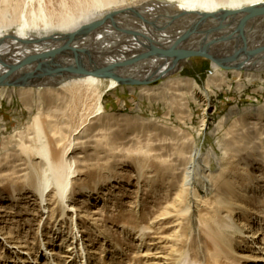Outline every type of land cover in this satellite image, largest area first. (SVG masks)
I'll list each match as a JSON object with an SVG mask.
<instances>
[{
    "label": "bare ground",
    "instance_id": "6f19581e",
    "mask_svg": "<svg viewBox=\"0 0 264 264\" xmlns=\"http://www.w3.org/2000/svg\"><path fill=\"white\" fill-rule=\"evenodd\" d=\"M261 6H264V0H0V103L7 100L12 104L18 100L29 115L24 127L11 137L15 140L4 137L2 131L6 129L0 123L3 134L0 140L4 138L1 146L5 152L24 153L25 158L16 155L15 161H27L24 168L30 169L25 175H20L23 169L17 171L18 165L0 169V174L12 172L1 174L0 184L11 182V197L17 199L20 192L15 184L24 182L23 187L32 194L26 198L35 197L41 218L47 214L51 219H58L57 213V217L70 221L76 233L71 230L75 235L73 243H65V264L72 258L77 264H99L89 262L91 250L86 249L84 239L78 236L81 234L82 209L101 182L97 181L98 173L96 176L89 174L91 179L81 181L79 188L87 198L82 200V205H77L74 202L76 180L87 165L95 166L89 162L99 160L107 172L100 181L109 182L110 174L118 171L126 154L122 126L145 120L140 116L108 113L107 93L127 86L131 92L138 91L149 101L169 105L178 115L188 114L191 103L205 106L206 113L212 91H203L195 80L174 78L173 74L185 65L170 57L171 51L207 56L205 58L214 65L207 82L209 88L223 91L227 83L240 81L243 75L252 82L262 83L264 14L241 25L249 14L244 13L245 10ZM239 11L243 13L236 14ZM241 52L251 55L234 57ZM42 62L46 66H42ZM125 73L131 74L125 76ZM255 110L252 107L232 108L219 123V130L235 115L243 113L245 117ZM151 141L152 138L141 139L136 143L139 146L135 144L132 149L136 151L139 175L145 171L141 167V155L152 157L162 164L165 172L161 175L162 180L159 178L162 186L167 188L164 199H168L169 192L174 190L176 197L172 203L167 201L164 207L160 205L145 217L151 220L150 224L138 221L144 219L138 218V214L134 215V225L123 224L129 233L130 230L134 232L135 240L140 243L138 264H161L160 258L165 259L162 264H247L246 260L252 258L257 263L263 261V228H253L245 237L246 244H253L258 255L245 256L237 251L235 244L236 238L246 235L244 228L248 227L237 219L236 213L250 206L246 199L251 201V191L246 190L258 178L243 171L241 182L232 169H223L215 177L211 172L210 156L204 157L194 144L189 149L179 150L177 160L181 159L178 162ZM224 149L223 156L229 165L232 158L238 157V166H251L240 156L242 148L229 146ZM152 182L147 184L154 189ZM196 183L206 191L208 187H216L213 202L216 207L206 208L198 226L192 230L188 224L190 220L187 221L188 211L183 206L190 194L200 200ZM178 184L181 185L176 186ZM4 208V205L0 206V213L5 211ZM173 226H180L181 234L176 241L168 242L162 235ZM37 234H40L39 230ZM0 239L10 246L3 247L0 252V264L14 262L12 254L17 255L15 264H30L26 262L29 256H32L33 264H41L42 260L43 264H60L55 253V239L52 245H47L44 239V253H37L35 257L32 255L35 248L25 249L27 244L21 241L20 234L14 236L11 229L0 226ZM146 240L150 243L146 244ZM169 243L172 245L167 246ZM146 246L149 247L143 250ZM150 246L168 249L152 254ZM161 253L165 257H159Z\"/></svg>",
    "mask_w": 264,
    "mask_h": 264
},
{
    "label": "rangeland",
    "instance_id": "374dc122",
    "mask_svg": "<svg viewBox=\"0 0 264 264\" xmlns=\"http://www.w3.org/2000/svg\"><path fill=\"white\" fill-rule=\"evenodd\" d=\"M189 60L190 61L187 60L188 63L185 64L180 71L173 74V77L195 80L203 91L206 92L207 89L212 91L209 92L211 102L206 113L205 106L191 103L188 114L178 115L177 111L169 105L153 100L149 101L147 98L141 96L138 91L131 92L127 86L119 87L106 95L105 100L109 108V111H107L108 113L125 116H140L145 120H135L129 124L127 123L128 125L126 124V127H124V125L122 126L121 131H123L126 136L124 142L125 146H123V148L125 147L124 150L126 154L122 159L123 164L118 167V171L110 174L111 180H109V182L100 181L103 180L102 177L107 176V172L102 165V161L99 160L89 162L88 164L93 163L95 166L87 165L89 169L85 168L84 172L78 177L79 181L76 180L77 183L75 187L77 190L74 202L77 205H82V200L87 198L84 195L85 192L81 191L79 188V183L81 181L91 179L88 178L89 174L96 176L98 173L97 181L101 182L97 190L91 193L87 205L82 209L84 213L79 221L81 234L78 237L79 239H84L86 249L91 250L89 254L91 257L89 259L90 263L138 264L136 258L139 249L138 245H140V243L135 240L136 237L134 232L130 230L129 233L124 229L123 224L129 223L130 225H134L136 223L135 214H138V218L144 217V219L138 221H143L144 224H148L151 220L148 221V218L145 219V217H149V213L152 212L153 209L158 208L160 205L164 207L167 201H171L172 203L175 200L176 190L169 192L170 196H168V199H164L167 188H165V185L162 186L163 183L161 180L163 177L161 175H163L162 173L165 174V172L162 170L161 163L154 160L152 157L141 155L143 161H141V167L145 171L143 175H139L138 170L140 169L135 164L136 151L133 152L132 149L135 147L136 143L141 142V139L147 140L150 138H152L151 142L154 143L153 145L164 149L163 152L167 156H172V158L178 162L181 159L177 160L179 158V150L184 148L189 149L190 145L194 144L193 146L200 149L204 157L206 155L210 156L211 172H213L215 177L220 175L222 171H224L223 169L229 171L232 169L231 172L236 173L239 181H241L240 176L243 171L249 172L252 178H258L254 180L251 186H248L246 190L247 192L251 191L249 195L251 201L249 202V200L246 199V202L250 206L247 210L244 211L239 209L236 213L237 219L239 221L241 220L242 224L248 225V227L244 228L247 229L245 231L246 235L241 238H236L238 241H236L235 244L237 251L245 256L252 255L253 253L254 255H258L256 253H259V251L253 250L255 247L253 244H246L247 239L245 237L247 235L249 236V232L257 227L263 228V232L261 231L263 234L261 238L264 237V81H262V83L259 81L252 82L243 75L240 81L227 83V86L230 88L224 86L223 91L217 88L215 89L214 87L209 88L207 82L208 78L213 74V63L208 58L201 57H195ZM129 74L131 73H125V76ZM232 79L233 81L236 80L233 77ZM158 85L159 84H156V86ZM261 87L263 88L262 90ZM234 107H239L241 110L252 107L256 108V110L250 112L249 116H245L246 118L243 113L237 116L235 115L233 118L225 121L221 127L222 129L219 130V123ZM28 116L26 109H24L20 101L15 100L12 104H9L7 100H3L2 103H0V123L3 124L5 127L4 129H6L2 131L5 133L4 137L6 136L8 140H15V138L11 137L16 136L17 130L24 127L28 121ZM243 117L244 119H242ZM241 120L242 122H240ZM147 121L151 124H145ZM204 121H206L205 127H203ZM246 122H248V124ZM6 133H8V135ZM2 136L3 134L0 133V139ZM3 139L4 138H2V140ZM2 140H0V149L2 150L0 153V169L3 170L8 168L9 165L10 167L18 165L16 168L17 171L20 168L23 169L20 175H25L27 172H30V169L24 168V166L27 167V161H15L16 155L19 156V158L23 156L25 158V154H16L14 150L5 152L4 148L1 146L3 143ZM16 140L19 141L20 139L16 137ZM136 145L139 146L138 144ZM229 146L232 148H242L240 156L247 159L251 166L248 168H244L241 165L238 166L240 161L238 157L232 158V164L229 165L228 161H226V158L224 159L223 156L225 153L224 148ZM90 168L92 170H90ZM1 174H12V172L6 171ZM157 179L158 181H156ZM197 179L199 178L197 177ZM150 181H153L152 184L155 187L154 189L149 188V184L147 183H150ZM8 182L9 181H6L0 184L2 195L0 197V206L4 205L5 207V211L0 213V226L5 227L7 230L11 229L14 236L20 234L21 241L27 244L28 248L25 249H29L30 251V248L34 247L35 251H32L33 257H35L37 253L39 255L44 253V239L45 243H48L47 245H52L55 239L54 241L56 243L54 244V248L56 249L55 253L57 252L56 256L60 258V264H65V261H67L66 258H64L66 254L63 253L65 251V243H67V245L72 244L75 238L73 234L76 233L70 221L57 217V213L56 218L58 219H51L47 214L41 218L39 208L36 206L37 201H34L35 197L26 198L32 196V194H30L28 188L23 187L25 185L24 182L15 184L20 192V196L17 199L11 197L12 191L10 184L12 183ZM179 185L181 184L176 186ZM195 188L201 195L200 200L197 201V199L190 194L186 199L188 202L183 206V209L188 211L189 218H187V221L190 220L188 224L192 230H194V227L198 226V221L201 215L205 213L206 208L216 207L215 204H213L215 200V186L208 187V191H206L201 189L200 185L196 183ZM259 197L262 198L260 199ZM174 207H176V204ZM34 210L36 211L35 213H33ZM89 213L91 216L84 217L85 214ZM184 213L185 212L182 214ZM28 219L31 220L28 221ZM41 220L42 222L39 225ZM179 227L180 226H173L171 229L165 230L162 237H166V241L168 242L173 240L176 241L181 234V229ZM38 230L40 234H37ZM71 230H73V234ZM177 231L179 232L177 233ZM27 232L28 236L25 237ZM41 235L44 236L42 237ZM237 235L239 236V234ZM145 243H150V241L146 240ZM74 244V247H76V241ZM78 244L80 249L82 241L80 240ZM38 245L42 246L41 249L38 248ZM171 245L172 244L169 243L167 246ZM6 246H9V244L4 243V241L0 239V252H2L3 247L5 248ZM148 247L149 246L144 247L143 250ZM159 247L163 248V246H150L152 254L155 252H164L168 249L159 250ZM11 253L9 255L10 257ZM16 257V254H12L11 260L14 262L10 264L16 263ZM159 257H165L164 253L159 254ZM160 259L163 260L161 264L165 262L164 258ZM26 262L33 264L32 256L27 257ZM43 262L42 260L41 264H43ZM170 263L171 262L168 264ZM246 263L264 264V260L257 263V261L252 258L248 261L246 260ZM20 264L27 263L20 262ZM47 264H50V262H47ZM66 264L77 263H75L72 258V260Z\"/></svg>",
    "mask_w": 264,
    "mask_h": 264
},
{
    "label": "water",
    "instance_id": "95a60500",
    "mask_svg": "<svg viewBox=\"0 0 264 264\" xmlns=\"http://www.w3.org/2000/svg\"><path fill=\"white\" fill-rule=\"evenodd\" d=\"M240 13H243L242 11H239L237 12L236 14H240ZM244 13H249L246 18L242 21V24L241 25H244L247 21L251 20V19H254L255 17H258L260 15H263L264 14V6H261V7H257V8H249L247 10L244 11ZM249 56L250 57V52H241V53H238L236 55H234V57L236 58L237 56ZM169 56L170 57H173V58H177L176 60L182 64H187L188 61H190L189 59H192V58H195V57H201V58H205L207 56H204V54H201V53H197V52H187V51H183V52H170L169 53ZM211 59V58H210ZM232 58L228 59V61H230ZM188 60V61H187ZM42 66H46L44 62L41 63Z\"/></svg>",
    "mask_w": 264,
    "mask_h": 264
}]
</instances>
